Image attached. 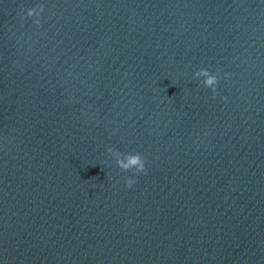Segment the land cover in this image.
I'll use <instances>...</instances> for the list:
<instances>
[{"label": "water", "instance_id": "95a60500", "mask_svg": "<svg viewBox=\"0 0 264 264\" xmlns=\"http://www.w3.org/2000/svg\"><path fill=\"white\" fill-rule=\"evenodd\" d=\"M0 264H264V0H0Z\"/></svg>", "mask_w": 264, "mask_h": 264}, {"label": "clouds", "instance_id": "9594fccd", "mask_svg": "<svg viewBox=\"0 0 264 264\" xmlns=\"http://www.w3.org/2000/svg\"><path fill=\"white\" fill-rule=\"evenodd\" d=\"M43 11H44L43 5H40L38 8L28 9L27 17L28 18L39 17ZM35 23L39 25L40 19H36ZM195 76L197 78H204L205 87L211 89L213 93L216 92L219 83L218 75L211 74L210 71L207 69H200L195 73ZM108 152L110 155L113 156L117 167L121 171L129 172L135 169V175L146 174V167H145L146 161L140 154L138 153L128 154L125 156L124 154L120 153L117 150H114L113 148H109ZM126 183L128 188H132V186L136 183V181L133 180L132 178H129Z\"/></svg>", "mask_w": 264, "mask_h": 264}]
</instances>
